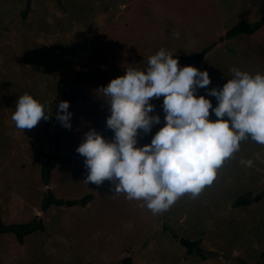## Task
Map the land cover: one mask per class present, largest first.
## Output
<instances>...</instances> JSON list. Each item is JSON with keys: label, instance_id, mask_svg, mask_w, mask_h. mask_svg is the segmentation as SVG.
Listing matches in <instances>:
<instances>
[{"label": "rangeland", "instance_id": "rangeland-1", "mask_svg": "<svg viewBox=\"0 0 264 264\" xmlns=\"http://www.w3.org/2000/svg\"><path fill=\"white\" fill-rule=\"evenodd\" d=\"M263 15L264 0H0V264H263L264 145L242 140L211 184L158 213L110 181L88 182L76 152L90 128L113 137L99 89L126 68L146 69L161 48L180 66L181 57L206 49L199 70L211 78L208 89L231 79L234 67L264 74V25L250 36L225 37L240 19L256 24ZM26 92L49 119L19 129L11 117ZM198 94L207 95L204 88ZM61 101L70 105V129L53 120ZM161 101H150L160 124L141 133L137 146L163 126ZM209 118L216 119L211 110ZM56 144L70 160L45 184L43 154ZM87 194L93 198L84 206L50 203ZM243 195L260 199L233 208ZM24 224L35 230L19 244L7 229ZM171 231L201 239L202 253L186 254Z\"/></svg>", "mask_w": 264, "mask_h": 264}, {"label": "clouds", "instance_id": "clouds-1", "mask_svg": "<svg viewBox=\"0 0 264 264\" xmlns=\"http://www.w3.org/2000/svg\"><path fill=\"white\" fill-rule=\"evenodd\" d=\"M179 38L180 33L173 34ZM233 75L218 89H208L206 70L179 65V58L161 48L148 58L144 70L126 68L122 76L101 87L110 115L106 127L113 137L105 139L95 129L84 133L76 152L83 156L86 180L96 185L110 181L115 192L127 199L143 200L153 213L167 210L182 194L200 193L213 182L216 170L239 150L246 138L264 145V74L231 69ZM204 88L207 95H199ZM164 123L142 146L161 122L150 114L160 99ZM207 97H214L216 105ZM69 102L57 106L56 119L70 129ZM211 113L216 117L210 119ZM12 120L19 129H31L43 118L44 105L24 93L16 101ZM252 165L251 160L241 161Z\"/></svg>", "mask_w": 264, "mask_h": 264}, {"label": "trees", "instance_id": "trees-1", "mask_svg": "<svg viewBox=\"0 0 264 264\" xmlns=\"http://www.w3.org/2000/svg\"><path fill=\"white\" fill-rule=\"evenodd\" d=\"M264 25V15L261 17V19L256 24L249 23L246 19H240L237 23H235L231 28L227 30L225 33L226 38H231L238 35H245L250 36L254 34L261 26ZM207 53V50L204 49L200 51L199 53L192 55V56H183L180 58V64L182 66L185 65H191L199 69V63L202 59V57ZM57 116V115H56ZM56 116L53 117L54 122L57 121ZM45 157V161L41 168V178L45 182V184L48 183L52 176L53 170L61 163L69 162V157L64 156L58 152V145H55V150L53 153L50 154H43ZM54 198V197H53ZM50 199V203L55 202V205H65V206H74L76 204H81L84 206L88 201L92 200L93 196L91 194H87L83 197H81L78 200H66V201H59L57 199ZM260 199L259 195H256L254 197L243 195L238 197L233 203L232 207L236 208L239 206H245L252 202H257ZM44 208H46L44 206ZM34 227L31 228L30 224H24V225H14L10 226L7 231L14 234L16 239L18 240L19 244L22 243L23 236L30 234L34 231ZM170 235L177 241V243L185 250L186 254H200L202 253V241L201 239L196 240H190L184 237H179L176 233L170 232ZM264 256V252L262 253ZM122 264H132V261L130 258H126L122 260ZM264 264V263H263Z\"/></svg>", "mask_w": 264, "mask_h": 264}]
</instances>
